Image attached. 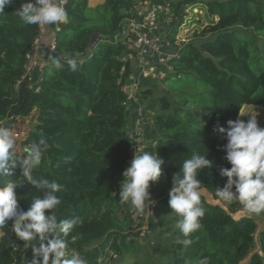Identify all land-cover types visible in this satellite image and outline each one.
Here are the masks:
<instances>
[{
  "label": "trees",
  "instance_id": "obj_1",
  "mask_svg": "<svg viewBox=\"0 0 264 264\" xmlns=\"http://www.w3.org/2000/svg\"><path fill=\"white\" fill-rule=\"evenodd\" d=\"M137 1L103 0L92 7L89 0H66L62 7L68 23L58 24L53 51L42 56L43 63L30 76H25L26 54L40 27L24 24L17 15L26 0L5 6L0 13V127L13 130L33 115L32 127L16 139L23 150L15 151L16 159L25 157L31 143L42 138L47 142L33 175L63 186L56 193L61 201L55 209L58 222L79 218L66 237L60 234L68 242L69 258L78 253L87 264H110L113 258L129 255V264H140L138 253L144 249L145 264H199L205 257L209 264L243 260L264 264V226L255 239V217L235 219L232 214L243 206L220 201L216 195L227 181L220 169L231 165L224 159L226 137L214 131L217 125L227 128V121L236 120L244 105L264 108V68H255L252 60L254 51H264V0H151L167 5L169 12L161 20L170 16L167 34L172 42L188 21V11L202 10L207 23L194 30L192 38L179 42L177 56L168 61L170 69L163 67L161 80L169 82L171 90L156 99L157 109L151 115L156 136L147 151L164 164L160 179L150 182L157 197L156 223L153 241L146 244L140 240L150 236L139 238L129 202L122 203L115 193L130 164L127 134L135 120L123 90L133 82L129 53H135L119 32ZM65 57L77 62L76 71ZM57 59L61 69L54 64ZM141 82L134 94L144 110V125L142 102L154 98V93L152 86ZM145 138L144 129V142ZM194 151L212 161L197 179L224 207L201 194L205 210L201 228L184 237L175 228L178 217L168 204L169 189L173 174ZM19 175L17 167L15 176L2 179L19 180ZM15 191L25 210L41 195L23 180ZM178 238L192 243L185 246L177 243ZM31 259V248L15 237L11 226L0 228V264H30Z\"/></svg>",
  "mask_w": 264,
  "mask_h": 264
},
{
  "label": "clouds",
  "instance_id": "obj_2",
  "mask_svg": "<svg viewBox=\"0 0 264 264\" xmlns=\"http://www.w3.org/2000/svg\"><path fill=\"white\" fill-rule=\"evenodd\" d=\"M15 0H0V13L5 6ZM26 25H56L68 23L66 10L55 0H26L16 11ZM72 71L77 70V62L65 57ZM57 69L63 64L54 60ZM241 116H244L240 113ZM248 115V114H247ZM227 128L217 125L214 131L226 137L223 145L224 159L230 168H221V176L227 177L223 188L216 189L220 201L239 202L249 214L264 212V128L258 125L256 115H249L247 121L240 119L227 121ZM16 133L8 127H0V228L6 225L25 247L31 248L30 264H87L80 254L68 257V242L61 237L67 236L79 223V218L58 222L55 209L60 204L56 195L63 186L56 181L33 175V170L40 166L44 152L48 148L42 138L31 143L24 158L16 159ZM164 160L149 151L134 152L130 164L123 171L120 184V201L130 202L138 214L143 215L154 204L149 193L150 182H157L162 176ZM212 161L205 155L194 151L190 158L183 160L180 170L173 174L169 189V207L178 220L175 228L184 237L201 228L200 218L205 214L202 206L201 182L199 173L210 168ZM20 169V179H2L15 176V169ZM23 181L35 187L40 196L35 197L30 207L25 210L19 204L16 187ZM9 222H11L9 224ZM177 243L188 246L190 239H177ZM199 264H209L208 258L199 260Z\"/></svg>",
  "mask_w": 264,
  "mask_h": 264
},
{
  "label": "built area",
  "instance_id": "obj_3",
  "mask_svg": "<svg viewBox=\"0 0 264 264\" xmlns=\"http://www.w3.org/2000/svg\"><path fill=\"white\" fill-rule=\"evenodd\" d=\"M66 0H56L59 6H63ZM167 5L154 4L151 0H140L134 5L133 15L129 17L126 22L122 25L120 30V37L126 46L135 54L129 53V59L136 60L134 67L136 65L137 75L132 72L130 77L133 79L131 84H126L123 86L124 92H126V104H131L129 109L134 115V126L128 132V137L130 140L129 145V162H131L134 152H143L146 148L144 142V110L141 104L137 103V97L134 92L140 86V79L142 78H156L155 74L159 73L163 76L164 68L170 69L168 61L177 56L176 45L179 42H172L168 37V27L161 25V17L168 14ZM167 18V17H166ZM169 19V18H168ZM40 31L37 38L34 40L33 45L30 47L28 53L26 54L27 63L25 66V76H30L32 70L36 67V60L39 57L40 44V32L42 25H39ZM58 29V24L53 25V31ZM54 40H52L51 45L48 47V53L53 51ZM39 53V54H38ZM138 61L141 62L139 67ZM164 67V68H163ZM139 68V69H138ZM163 68V69H162ZM139 77H142L139 79ZM15 130V128H13ZM16 137H21L24 132H15ZM123 180V176H122ZM121 180V181H122ZM115 193L120 192V184ZM149 193L154 200V204L150 205V209H146L143 215L138 214L131 203L129 206L131 208V221L135 228L139 230V238H144L146 236L152 235V229L146 226V220L150 217L153 223H156V206L157 197L152 192L151 186L149 187Z\"/></svg>",
  "mask_w": 264,
  "mask_h": 264
},
{
  "label": "rangeland",
  "instance_id": "obj_4",
  "mask_svg": "<svg viewBox=\"0 0 264 264\" xmlns=\"http://www.w3.org/2000/svg\"><path fill=\"white\" fill-rule=\"evenodd\" d=\"M187 15H188L187 16L188 21L184 22V25H181L178 28V34H177V36L175 38L176 42H182V41L189 40L190 38H192V32L194 30H200L207 23L206 22V16L204 15V12L202 10L193 9L191 11H188ZM163 16H165V15H163ZM169 21H170V16L165 18L164 21L161 22V25H163L164 27H168V29H169V26L167 25L168 24L167 22H169ZM38 44H39V42H38ZM262 49H264V48L262 47ZM40 50H41V48L39 49V52H40ZM40 56L41 55L39 54L38 59L35 61L36 62L35 66H39L40 63H43V57L41 58ZM256 59L257 60L259 59V61H257V63H256ZM252 60L254 62L253 66L255 68H264V51L263 52L261 51V52H258V53L256 51H254L252 53ZM131 61H132V67L134 68L133 71H135L136 70V65L134 67L133 64L136 62V60L133 58V60H131ZM138 63H139V67H140L141 62L138 61ZM34 69L32 70V72L34 71ZM32 72H31V74H32ZM134 74L137 75V72L135 71ZM163 76H164V73H163ZM163 76H161V74L157 73V74H155L156 79L155 78L153 79L151 77V80H148L149 79L148 77L147 78L139 77V79L142 78L145 81L143 83L144 85L148 84V85L152 86L153 93H154L153 95H154V100L155 101H157L156 99H157V97L160 96V94L166 93V89L171 90L169 82H166V81L163 82V80H161L163 78ZM142 79H140V84L142 83L141 82ZM174 89H172V90H174ZM146 102L149 103V100H146ZM247 106L248 107H244V108H242L240 110L239 118L247 121L248 116L250 114L253 115V116L256 115V118H257V121H258V125L260 127L264 128V108H262L260 106H253V105H250V106L247 105ZM156 108H157V105H156ZM240 113L243 114L244 116H241ZM33 121H34L33 115L22 119L15 126V130L14 131L15 132H21V131L24 132L25 130H27V129L32 127ZM15 139H18V138H15ZM15 151L23 152L22 148L18 144H16ZM204 197L210 203H217V204L223 206L222 202H220L219 200H213L212 197H209L208 195H204ZM232 216L235 219H237V218H239L241 216H254L255 217V221L257 223V230L255 232V239H257L258 231L264 226V216H255L253 214H249L244 208H242L241 210L233 213ZM140 241H142L143 243L146 244V243H148L150 241H153V238L150 236V237L144 238V239H142ZM146 255H147V253H146V251L144 249L139 251L138 257L140 259V264H145ZM108 260L109 259L107 258V261ZM130 261H131V257L129 255H125L122 258H113L109 263L110 264H121V262H123L124 264H129ZM239 264H246V260L241 261Z\"/></svg>",
  "mask_w": 264,
  "mask_h": 264
},
{
  "label": "crops",
  "instance_id": "obj_5",
  "mask_svg": "<svg viewBox=\"0 0 264 264\" xmlns=\"http://www.w3.org/2000/svg\"><path fill=\"white\" fill-rule=\"evenodd\" d=\"M55 2H56V0H55ZM102 2H103V0H89V5L93 7V6H96ZM52 40H53V25H42L41 32H40V38H39V44H40V48H41V50H40L41 57L48 53L47 50H48V47L51 45ZM142 104L144 105L145 110H146V122L144 123V129L146 131V138H145L146 148L144 151H147L149 149L151 143L154 141L155 136H156V133H155V130L153 128L152 121H151V115L157 109L156 108L157 102L154 100V98H151L149 100V103H147L145 100L144 102H142ZM244 107H248V106L244 105L242 108H244ZM146 226L149 227L150 229H154L153 221L150 217H148L146 220Z\"/></svg>",
  "mask_w": 264,
  "mask_h": 264
},
{
  "label": "water",
  "instance_id": "obj_6",
  "mask_svg": "<svg viewBox=\"0 0 264 264\" xmlns=\"http://www.w3.org/2000/svg\"><path fill=\"white\" fill-rule=\"evenodd\" d=\"M203 189V191H202V195L204 196V195H208V196H210V194L207 192V190L206 189H204V188H202ZM211 197V196H210Z\"/></svg>",
  "mask_w": 264,
  "mask_h": 264
}]
</instances>
